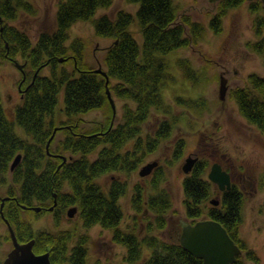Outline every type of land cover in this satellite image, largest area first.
<instances>
[{
  "label": "trees",
  "instance_id": "obj_1",
  "mask_svg": "<svg viewBox=\"0 0 264 264\" xmlns=\"http://www.w3.org/2000/svg\"><path fill=\"white\" fill-rule=\"evenodd\" d=\"M112 1L59 0L53 31H40L36 40L31 41L23 30L10 22L18 17L19 11L32 14V3L0 0V60L20 55L26 72L25 79L20 81L21 102L11 116L5 112L0 93V187L5 188L3 194L0 192V204L1 198L6 197L0 208V221L7 219L19 242L34 239V252L48 251L52 264H86L88 234L79 235L70 246L72 230H35L30 222L31 218L51 213L58 226L67 218L68 207L77 205L84 229L98 224L111 231L112 242L125 247L126 264H202L200 258L184 250L178 242L180 219L167 217L171 209L170 196L159 187L164 180L163 166L158 165L150 174L148 188L141 181L133 185L130 203L135 212L134 221H138V214L142 219H147L148 213L154 215L153 221L145 222L148 233L154 227L172 228V239L167 241L152 234L139 238L135 227L121 228L123 211L119 198L125 195L128 185L114 173L135 171L144 157L159 147L161 140L173 135L180 116L163 118L156 128L142 136L153 112L171 114V106L161 92L171 78L165 56L175 49L194 45L204 26L190 14L179 13L171 0H126L138 4L134 13L121 9L114 19L105 14L94 17L98 8L108 7ZM244 2L246 0L218 1L208 23L211 31L219 34L226 13ZM247 3L257 39L247 42L246 47L264 57V15L260 13L264 7L260 0ZM78 21H90L95 36L112 40L102 58L108 87L113 96L134 103V106L122 105L121 122L110 129L113 111L105 91L106 78L96 73V67L87 61V43L81 36L68 41L69 29ZM135 23L141 33V43L132 33L131 25ZM177 62L184 63V70L188 67L185 59ZM43 68L49 70L48 76L40 75ZM36 70H39L38 75L30 83ZM247 82L251 87L249 91L233 88L229 95L237 102L240 113L264 134V77L251 73ZM61 92L65 117L57 121L55 108ZM175 103L190 107L188 104L193 102L176 97ZM95 110L104 113V122L92 120V125L89 123L87 127L83 115ZM16 127L22 135L17 133ZM55 127L57 130L48 148L54 154L51 155L46 151V142ZM98 146L102 147L90 161L88 154ZM184 150V138H177L173 143V158L180 157ZM18 153L21 160L9 172ZM66 154L70 160L62 162L59 155ZM206 165V162H197L182 180L186 218L192 223L203 216L220 222L243 252L232 264H247V261L258 264L260 259L256 252L239 235L244 205L240 187L232 183L229 190L220 193L217 206L203 207L211 188V183L203 177ZM107 174L110 179L107 188H103L98 178ZM54 200L57 203L49 212L47 208ZM32 206H40L41 210L33 211ZM5 238L10 241L7 234ZM143 247L149 251L147 256Z\"/></svg>",
  "mask_w": 264,
  "mask_h": 264
},
{
  "label": "rangeland",
  "instance_id": "obj_2",
  "mask_svg": "<svg viewBox=\"0 0 264 264\" xmlns=\"http://www.w3.org/2000/svg\"><path fill=\"white\" fill-rule=\"evenodd\" d=\"M29 1L33 5L34 12L30 14L19 11L18 17L10 24L23 30L31 41H34L40 31H53L55 28V12L59 0ZM171 1L179 13L190 14L193 19L201 22L204 30L191 47H182L166 55L171 78L167 80L161 92L165 102L171 106V114L164 116L160 112H153L142 134L145 136L151 132L163 118L171 119L174 116H180L179 121L175 123L173 135L171 138L161 140L159 147L152 153H148L135 171L130 174L114 173L122 180H126L128 185L127 192L119 200L123 211L121 228L131 230L135 227L139 238L145 234H152L166 241L171 240L172 228L159 230L154 227L150 233L146 231L145 222L147 219L153 221V214L148 213L147 219H142L138 214L137 222L132 219L135 214L130 203L132 188L136 182L140 181L148 188L151 175L142 178L138 174V169L147 162L157 161L164 170V180L159 187L169 193L171 201V209L167 217L173 218L172 220L179 218L181 222H184L186 216L182 180L186 174L181 170V166L186 156L196 154L198 162L207 163L203 173L205 179L213 162H218L222 167L230 169L232 181L244 193L241 236L245 243L256 252L260 263L264 264V135L257 126L250 124L240 114L237 103L229 96L230 89L233 88L250 90L251 87L247 82V75L250 73L264 77V57L246 47L247 42L257 39L252 27L253 15L246 8L248 3L244 2L226 13L223 17L222 31L214 34L208 23L210 16L216 12L215 3L209 0ZM136 6V3H128L126 0H113L110 6L99 8L95 16L107 14L113 18L121 9L134 12ZM260 13L264 15V10ZM131 26L134 36L140 38L137 24ZM69 34V39L81 36L85 40L87 61L91 65L97 67L100 64L102 68L104 67L102 64L104 47L112 41L111 39L95 37L90 21L76 22L71 26ZM15 58L19 63L23 62L20 55H16ZM178 59H185L188 66L186 70L183 69V62L180 64L177 62ZM28 69L26 67V71ZM40 74L48 76L49 70L43 68ZM220 74H224L227 78L228 86L223 100H220L218 96ZM20 78L19 70L11 62L0 60V92L8 116L12 115L16 105L21 102L16 87ZM111 82L115 83V81ZM176 97L191 100L193 103L188 104L190 107L179 106L175 103ZM113 98L116 105V125L121 122V107L128 100L114 96ZM63 105V92H61L55 108L57 119L64 118ZM84 117L88 119L85 123L87 127L92 120L104 122L105 119L104 113L99 110L90 111ZM16 129L17 133L21 134L20 128L16 127ZM180 137L185 140V150L180 157L173 158V143ZM99 149L89 155V159H95ZM109 179V175H105L99 177L98 182L103 188H107ZM4 191L5 188L0 187L1 194ZM219 197L220 193L215 184L211 183L210 192L207 200L203 202V207L206 209L211 205V199ZM77 216L75 214L69 219L65 218L56 226L52 214L47 213L31 219V224L35 230H72L74 236L70 246L76 242L79 235L88 234L86 264H92L95 261H99L100 264H126L123 260L125 247L112 242L110 230L102 229L99 225L84 229ZM6 231L5 223L0 221V261L11 249L10 241L5 238ZM143 252L147 256L149 251L143 247ZM247 264L253 263L248 261Z\"/></svg>",
  "mask_w": 264,
  "mask_h": 264
},
{
  "label": "water",
  "instance_id": "obj_3",
  "mask_svg": "<svg viewBox=\"0 0 264 264\" xmlns=\"http://www.w3.org/2000/svg\"><path fill=\"white\" fill-rule=\"evenodd\" d=\"M211 2H218L219 0H209ZM264 6V0H260ZM0 17V22H1ZM1 29V28H0ZM14 64L20 70H23L24 64H19L15 60H13ZM37 71L33 75V79L37 74ZM96 73H100L105 76V91L110 101L113 110V117H115V105L113 98L111 97V92L108 87V76L106 72L101 68L100 65L94 69ZM33 80L31 81V83ZM227 91L226 79L223 76H220V84H219V98L224 99ZM113 122V121H112ZM111 122V124H112ZM111 127V126H110ZM56 128H54L51 137L48 139L46 143V149L48 152L49 142L55 133ZM65 161L64 156H60ZM21 160V154H16L14 159L12 160L9 171L12 172L13 169L17 166V164ZM196 157L188 156L184 163L181 166V169L184 173H188L192 170L194 163L196 162ZM157 165V161H151L143 165L139 169V175L145 176L151 173L152 169ZM208 178L217 184L219 190H227L230 188V175L222 170L221 165L217 162H214L208 173ZM5 198L1 200V206L3 205ZM211 203L217 204L218 201L215 199L211 200ZM56 205V201H54L52 206L48 207V210H53ZM40 207H33V210L38 211ZM77 210L76 206L69 207L67 210L68 217H72ZM3 216V215H2ZM9 236L12 242V248L6 254V257L2 261V264H51L49 258V252H44L37 254L33 251L34 239H31L26 242H19L15 236L13 228L9 225L8 221L4 219ZM181 233L179 236V243L184 250L189 252L191 255L200 258L202 260V264H231L236 256L241 255V249L238 245L229 237L227 231L218 221L209 219V218H201L194 223H190L184 221L181 223Z\"/></svg>",
  "mask_w": 264,
  "mask_h": 264
},
{
  "label": "crops",
  "instance_id": "obj_4",
  "mask_svg": "<svg viewBox=\"0 0 264 264\" xmlns=\"http://www.w3.org/2000/svg\"><path fill=\"white\" fill-rule=\"evenodd\" d=\"M137 7V6H136ZM136 39L140 42V38L139 37H136Z\"/></svg>",
  "mask_w": 264,
  "mask_h": 264
}]
</instances>
